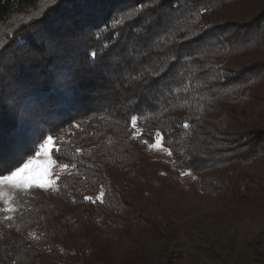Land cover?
Masks as SVG:
<instances>
[{
    "label": "trees",
    "instance_id": "trees-1",
    "mask_svg": "<svg viewBox=\"0 0 264 264\" xmlns=\"http://www.w3.org/2000/svg\"><path fill=\"white\" fill-rule=\"evenodd\" d=\"M0 99L37 133L3 174L71 126L75 169L0 223V264H264V0H0Z\"/></svg>",
    "mask_w": 264,
    "mask_h": 264
},
{
    "label": "snow or ice",
    "instance_id": "snow-or-ice-1",
    "mask_svg": "<svg viewBox=\"0 0 264 264\" xmlns=\"http://www.w3.org/2000/svg\"><path fill=\"white\" fill-rule=\"evenodd\" d=\"M204 29L200 30V33H203ZM200 33H194L191 37L193 43H199V40L196 39ZM185 39H189L186 35ZM51 47V41L49 42ZM95 60L97 53L92 51L88 53ZM9 105L8 110L16 116V123L10 128H4L0 126V138L7 137L10 141H15L25 134H31L34 137L37 133L32 129L30 120L26 116L23 110L17 111L13 100L7 101ZM5 107V101L0 99V109ZM133 126L136 123V117L131 118ZM188 127V125H185ZM42 142L38 146L34 147V154L28 155V158L22 159L23 153L20 154L22 162L18 166L14 167V170H8L7 174H3V169H0V184H23L24 186H30L35 182L37 187H44L46 183H49L47 177L50 174V169L53 164L56 163L50 155L53 151V136L51 134L44 135L42 132L39 134ZM35 144V141H34ZM169 155H172L169 152ZM62 167H68L66 164H62ZM88 197H85V200H88Z\"/></svg>",
    "mask_w": 264,
    "mask_h": 264
},
{
    "label": "rangeland",
    "instance_id": "rangeland-1",
    "mask_svg": "<svg viewBox=\"0 0 264 264\" xmlns=\"http://www.w3.org/2000/svg\"><path fill=\"white\" fill-rule=\"evenodd\" d=\"M134 128L138 129V126L135 124ZM73 129L74 126L68 127L63 133L54 136L53 148L59 141L65 140ZM147 149L153 159L171 163L172 159L168 149L162 146L159 140L148 146ZM74 170V168L53 164L47 177L49 183H46L44 187H37L35 182L30 186L12 183L0 184V223L5 241L10 240L16 231L15 215L23 212L27 206L31 208L36 201L50 194L56 186V178L59 174ZM186 177L184 175L182 181L185 182ZM179 264L183 263L179 261Z\"/></svg>",
    "mask_w": 264,
    "mask_h": 264
}]
</instances>
